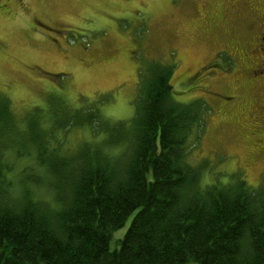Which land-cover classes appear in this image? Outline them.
<instances>
[{
    "label": "rangeland",
    "instance_id": "rangeland-1",
    "mask_svg": "<svg viewBox=\"0 0 264 264\" xmlns=\"http://www.w3.org/2000/svg\"><path fill=\"white\" fill-rule=\"evenodd\" d=\"M263 25L264 0H0V97L16 125L4 157L15 202L29 192L57 208L46 167L83 147L123 156L131 135L119 138L136 127L140 75L151 64L172 67L176 102L205 109L187 157L200 171L197 189L244 181L263 194L264 81L251 77L264 62ZM32 126L40 142L27 134ZM132 218L112 234L113 250Z\"/></svg>",
    "mask_w": 264,
    "mask_h": 264
},
{
    "label": "trees",
    "instance_id": "trees-1",
    "mask_svg": "<svg viewBox=\"0 0 264 264\" xmlns=\"http://www.w3.org/2000/svg\"><path fill=\"white\" fill-rule=\"evenodd\" d=\"M172 71H142L136 127L119 138L131 135L123 156L83 147L46 167L57 208L29 192L15 202L4 140L14 141L16 125L0 97V264H264V193L244 181L197 189L200 171L187 157L205 109L175 101ZM37 131L27 134L40 142ZM131 217L113 250L112 234Z\"/></svg>",
    "mask_w": 264,
    "mask_h": 264
},
{
    "label": "flooded vegetation",
    "instance_id": "flooded-vegetation-1",
    "mask_svg": "<svg viewBox=\"0 0 264 264\" xmlns=\"http://www.w3.org/2000/svg\"><path fill=\"white\" fill-rule=\"evenodd\" d=\"M261 28L262 29L260 31V38L259 39L262 42V44H264V25ZM251 77L253 79H255L254 81H262V82L264 81V62L261 63L260 66H258L257 70L253 71V74L251 75ZM257 113L259 114V118L264 119V106L261 107Z\"/></svg>",
    "mask_w": 264,
    "mask_h": 264
}]
</instances>
